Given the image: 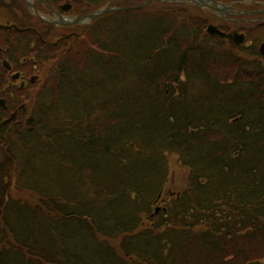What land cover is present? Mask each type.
<instances>
[{
	"label": "trees",
	"instance_id": "trees-1",
	"mask_svg": "<svg viewBox=\"0 0 264 264\" xmlns=\"http://www.w3.org/2000/svg\"><path fill=\"white\" fill-rule=\"evenodd\" d=\"M153 5L113 14L48 68L31 114L1 128L0 264L264 258L259 39L228 43L184 4ZM172 154L185 187L152 214Z\"/></svg>",
	"mask_w": 264,
	"mask_h": 264
},
{
	"label": "flooded vegetation",
	"instance_id": "flooded-vegetation-1",
	"mask_svg": "<svg viewBox=\"0 0 264 264\" xmlns=\"http://www.w3.org/2000/svg\"><path fill=\"white\" fill-rule=\"evenodd\" d=\"M126 1L0 0V131L27 118L26 102H37L48 68L76 50L80 40L95 37L111 18L106 13L84 22L72 20L108 5L124 6ZM175 1L198 10L195 18L206 25L239 31L245 38L258 29L259 39H264V0H204L201 5Z\"/></svg>",
	"mask_w": 264,
	"mask_h": 264
},
{
	"label": "rangeland",
	"instance_id": "rangeland-1",
	"mask_svg": "<svg viewBox=\"0 0 264 264\" xmlns=\"http://www.w3.org/2000/svg\"><path fill=\"white\" fill-rule=\"evenodd\" d=\"M133 1H135V0H133ZM136 1H140V0H136ZM166 4L175 5L174 3H163V2H161V5L158 4V3L157 4L154 3L153 8H156L157 10H161L162 11V9L166 7ZM185 12H186V15H193L194 14L193 17H195L196 14L198 13V10H196L194 8L188 9V7H187L185 9ZM102 30H103V27L100 29V31H102ZM99 33H101V32H99ZM259 33H260V31L258 29H256L255 32H253V36H254L255 39L259 38L258 37ZM83 42H85V41H83ZM86 42H88V41L86 40ZM27 98H29V97H27ZM27 98H26V100H27ZM42 99H43V101H47V99L45 97L42 98ZM39 101L38 102H34L33 101L32 103H30V101L26 102L27 103L26 104V106H27L26 116H29L31 114L33 108L38 103H40ZM24 118L25 117L19 118L18 122H20L21 120H24ZM12 128H13V126L10 129H12ZM168 160H169V180L166 183V185L164 186L163 193H162V198L160 200H157V202H155L152 205V209L153 210L156 207H165L166 203L168 201L170 202V200H171L170 198L171 197H176V194L178 192H180V190H182L185 187V181L187 180V177H188V169H187V167L182 165V163L179 161L178 156L176 154L169 155L168 156ZM11 193H12V196H14V197L27 198V199L29 198V195L27 193L21 192L19 190H16L14 187L11 188Z\"/></svg>",
	"mask_w": 264,
	"mask_h": 264
},
{
	"label": "water",
	"instance_id": "water-1",
	"mask_svg": "<svg viewBox=\"0 0 264 264\" xmlns=\"http://www.w3.org/2000/svg\"><path fill=\"white\" fill-rule=\"evenodd\" d=\"M151 1H156V0H147V1L143 2V3H141L140 5L136 6V7H142V6H144L145 4H147V3L151 2ZM193 2H195L198 5L206 3V1H204V0H193ZM116 9H125V8H109V7H105V8L98 9L95 12H93L91 14H88L86 16H79L76 19H74L73 21L74 22H80V21L87 20V19H93V18H95V17H97L99 15H102L104 13H107V12H110V11H113V10H116ZM208 31L210 33H212V34H218L221 37H227V38L233 39L236 42H240V41L243 40V35L242 34H237V33H234V35L226 34V33L220 31L219 29H217L215 26H212V25H210L208 27ZM260 51L264 55V41L260 45ZM248 264H262V261L253 260V261L248 262Z\"/></svg>",
	"mask_w": 264,
	"mask_h": 264
}]
</instances>
